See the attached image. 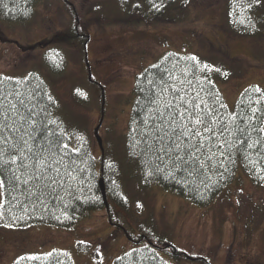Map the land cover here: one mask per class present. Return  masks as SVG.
<instances>
[{
    "label": "trees",
    "instance_id": "obj_1",
    "mask_svg": "<svg viewBox=\"0 0 264 264\" xmlns=\"http://www.w3.org/2000/svg\"><path fill=\"white\" fill-rule=\"evenodd\" d=\"M42 1L0 0V20L23 23ZM130 1L120 0V8L149 22L189 2ZM63 2L74 19L64 40L79 42L86 52L90 37L73 4ZM230 12L233 25L244 34L264 32L261 0H231ZM44 60L54 75L65 67L59 51L46 52ZM226 77L197 56L165 53L136 77L123 140L106 142L97 159L88 132L68 122L60 100L37 72L1 74L0 220L11 226L71 228L105 211L110 224L133 245L114 264H173L185 254L157 231L154 219L140 218L129 199V181H138L146 191L161 188L200 207L211 205L240 172L255 186H264V90L248 87L230 109L218 85ZM117 208L135 224L133 229L120 224ZM14 264L74 262L67 252L53 250L21 255Z\"/></svg>",
    "mask_w": 264,
    "mask_h": 264
},
{
    "label": "rangeland",
    "instance_id": "obj_2",
    "mask_svg": "<svg viewBox=\"0 0 264 264\" xmlns=\"http://www.w3.org/2000/svg\"><path fill=\"white\" fill-rule=\"evenodd\" d=\"M68 1L90 37L87 55L79 42L64 40L74 19L63 0H43L23 23L0 20V75L37 72L60 100L68 122L88 132L97 159L96 129L103 147L123 140L136 77L169 51L197 56L215 66L220 77L227 74L218 85L230 109L248 87L264 90V32L244 34L235 27L231 0H189L150 22L138 12L128 15L120 0ZM52 50L61 52L65 64L56 75L44 60ZM128 192L140 218L154 219L157 231L185 254L173 264H205L198 258L211 264H264V186H255L244 172L207 207L161 188L146 191L136 180L128 182ZM3 199L0 181V212ZM115 211L125 229L135 227L124 212ZM132 247L105 211L71 228L11 226L0 220V264L53 250L67 252L74 264H114Z\"/></svg>",
    "mask_w": 264,
    "mask_h": 264
},
{
    "label": "water",
    "instance_id": "obj_3",
    "mask_svg": "<svg viewBox=\"0 0 264 264\" xmlns=\"http://www.w3.org/2000/svg\"><path fill=\"white\" fill-rule=\"evenodd\" d=\"M98 131H99V127L96 129L95 133H96V138H97V141H98V143H99L100 149L103 150V143H102L101 137H100L99 134H98ZM100 187H101V192H102V195H103V197H104V199H105V202H106V204H108V203H107L106 192H105V186H104V182H103V180L100 181Z\"/></svg>",
    "mask_w": 264,
    "mask_h": 264
},
{
    "label": "snow or ice",
    "instance_id": "obj_4",
    "mask_svg": "<svg viewBox=\"0 0 264 264\" xmlns=\"http://www.w3.org/2000/svg\"><path fill=\"white\" fill-rule=\"evenodd\" d=\"M197 122H199V121H197Z\"/></svg>",
    "mask_w": 264,
    "mask_h": 264
}]
</instances>
